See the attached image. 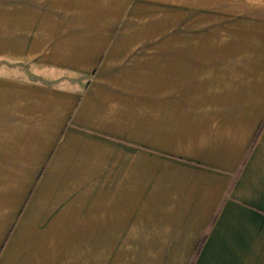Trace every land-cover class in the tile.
Segmentation results:
<instances>
[{"label": "crops", "instance_id": "1", "mask_svg": "<svg viewBox=\"0 0 264 264\" xmlns=\"http://www.w3.org/2000/svg\"><path fill=\"white\" fill-rule=\"evenodd\" d=\"M0 264H264V0H0Z\"/></svg>", "mask_w": 264, "mask_h": 264}, {"label": "rangeland", "instance_id": "2", "mask_svg": "<svg viewBox=\"0 0 264 264\" xmlns=\"http://www.w3.org/2000/svg\"><path fill=\"white\" fill-rule=\"evenodd\" d=\"M14 70H15V72H13L14 74L20 75V72L18 70H16V69H14Z\"/></svg>", "mask_w": 264, "mask_h": 264}]
</instances>
